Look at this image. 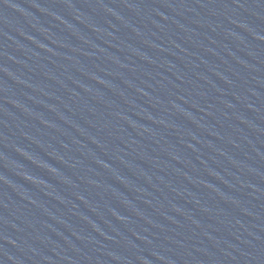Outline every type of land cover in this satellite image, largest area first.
I'll return each mask as SVG.
<instances>
[{
  "label": "water",
  "instance_id": "1",
  "mask_svg": "<svg viewBox=\"0 0 264 264\" xmlns=\"http://www.w3.org/2000/svg\"><path fill=\"white\" fill-rule=\"evenodd\" d=\"M0 264H264V0H0Z\"/></svg>",
  "mask_w": 264,
  "mask_h": 264
}]
</instances>
